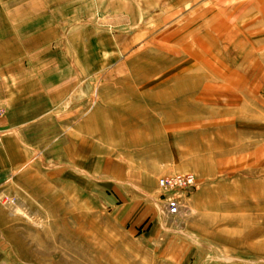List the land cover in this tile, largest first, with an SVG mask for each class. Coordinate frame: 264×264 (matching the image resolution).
I'll return each instance as SVG.
<instances>
[{
	"label": "rangeland",
	"instance_id": "1",
	"mask_svg": "<svg viewBox=\"0 0 264 264\" xmlns=\"http://www.w3.org/2000/svg\"><path fill=\"white\" fill-rule=\"evenodd\" d=\"M155 1L138 43L66 105L92 119L89 170L62 160L67 125L58 155L40 140L45 160L0 187V264H264L262 15ZM176 174L196 189L171 218L158 180Z\"/></svg>",
	"mask_w": 264,
	"mask_h": 264
},
{
	"label": "crops",
	"instance_id": "2",
	"mask_svg": "<svg viewBox=\"0 0 264 264\" xmlns=\"http://www.w3.org/2000/svg\"><path fill=\"white\" fill-rule=\"evenodd\" d=\"M259 2L249 6L264 21ZM155 3L163 2L0 0V187L23 178L34 157L45 160L40 140L49 154L58 155L59 129L67 125L78 124L66 128L72 135L64 136L62 160L89 170L85 131L92 119L65 111L66 105L73 106L78 93H90L84 84L104 74L108 60L123 55L124 45L138 43L140 20L154 12Z\"/></svg>",
	"mask_w": 264,
	"mask_h": 264
},
{
	"label": "built area",
	"instance_id": "3",
	"mask_svg": "<svg viewBox=\"0 0 264 264\" xmlns=\"http://www.w3.org/2000/svg\"><path fill=\"white\" fill-rule=\"evenodd\" d=\"M4 111L0 108V119ZM158 188L163 191V209L167 217H177L180 210H185V199L196 189L195 181L192 177L184 175H172L158 180Z\"/></svg>",
	"mask_w": 264,
	"mask_h": 264
},
{
	"label": "bare ground",
	"instance_id": "4",
	"mask_svg": "<svg viewBox=\"0 0 264 264\" xmlns=\"http://www.w3.org/2000/svg\"><path fill=\"white\" fill-rule=\"evenodd\" d=\"M68 157L71 159V155H68ZM176 175H181V174H176ZM185 211H187V209H185V210L181 209L180 212H179V214H178V216H179L181 213L185 212ZM14 228H15V227H14ZM3 254H4V253H3Z\"/></svg>",
	"mask_w": 264,
	"mask_h": 264
}]
</instances>
